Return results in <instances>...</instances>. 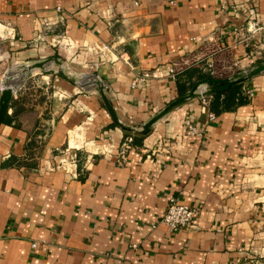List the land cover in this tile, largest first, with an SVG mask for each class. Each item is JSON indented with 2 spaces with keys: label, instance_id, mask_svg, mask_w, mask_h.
Masks as SVG:
<instances>
[{
  "label": "crops",
  "instance_id": "crops-1",
  "mask_svg": "<svg viewBox=\"0 0 264 264\" xmlns=\"http://www.w3.org/2000/svg\"><path fill=\"white\" fill-rule=\"evenodd\" d=\"M174 2L0 0V100L15 91L0 126V264H264V72L243 83L248 104L197 98L135 137L178 83L188 93L264 64V36L234 31L264 21V0ZM46 61L53 74L26 71ZM172 199L199 211L196 226L162 223Z\"/></svg>",
  "mask_w": 264,
  "mask_h": 264
},
{
  "label": "water",
  "instance_id": "water-1",
  "mask_svg": "<svg viewBox=\"0 0 264 264\" xmlns=\"http://www.w3.org/2000/svg\"><path fill=\"white\" fill-rule=\"evenodd\" d=\"M50 61L46 62H41L38 64H35L33 66H30L27 68V72L36 70V69H41L45 71L48 75L53 74L54 72L52 70H47L46 66L49 64ZM60 65V63H59ZM264 72V64H259V66L254 69V70H248V71H243L239 74H237L233 79H217V78H208L201 80L197 82L193 88L183 95L182 97L178 98L176 101L171 103L164 111H162L160 114L152 118L150 122H148L145 126H143L142 130L137 131L139 134H148L150 133L151 128L153 125L158 122L160 119L165 117L167 114H169L171 111H173L175 108L182 106L183 104L197 99V98H207L210 96H214L218 93H224L228 91L229 89L236 87L240 84H243L249 80H251L254 76ZM58 75L64 78H67L66 74L64 73L63 70H60L58 72ZM11 83L7 82V86L2 90L1 92V100H0V126L4 122L8 111L10 109V105L12 102V98L14 96V89L10 85ZM97 85L100 89V93L102 95V99L105 103V106L112 116V118L116 121L117 124L121 125L120 122L118 121L117 115L114 111V108L111 106L106 93H105V88L104 86L97 82ZM202 87H208L207 90H200ZM126 131H132L131 129H125Z\"/></svg>",
  "mask_w": 264,
  "mask_h": 264
},
{
  "label": "built area",
  "instance_id": "built-area-1",
  "mask_svg": "<svg viewBox=\"0 0 264 264\" xmlns=\"http://www.w3.org/2000/svg\"><path fill=\"white\" fill-rule=\"evenodd\" d=\"M169 4L174 5V0H168ZM247 28L245 32H242L238 29H235L236 36L242 42H251L254 37L261 35L264 36V21L259 20L258 18H247L246 20ZM203 88V87H202ZM208 87H204V90H207ZM249 94L252 96L253 91H250ZM214 119V116H210ZM187 132L192 136H201L202 131L195 126L193 123H187ZM132 139H129L128 143H131ZM69 163V164H68ZM75 166L77 160L75 157L67 159L60 165V167L69 172L68 165ZM199 217V211L195 208L180 203L177 200H171L168 210L162 218V223H164L171 232H179L181 230H186L197 225ZM37 244H33V248H36ZM135 247V246H134ZM122 264V263H119Z\"/></svg>",
  "mask_w": 264,
  "mask_h": 264
},
{
  "label": "trees",
  "instance_id": "trees-1",
  "mask_svg": "<svg viewBox=\"0 0 264 264\" xmlns=\"http://www.w3.org/2000/svg\"><path fill=\"white\" fill-rule=\"evenodd\" d=\"M208 78H213V77L211 76V74H206L204 76L199 77L200 80H204V79H208ZM242 87H243V84H240L236 87L229 89L228 91H226L224 93H218V94L214 95L212 105H211L212 110H214V111L219 110V111L223 112V111H227V110L234 109L236 107L248 104L249 99L245 98L243 96ZM186 91H187V87L186 86L182 87L178 83V97L180 98L183 95H185ZM126 132L130 133V131H126ZM146 135L139 134L135 137L142 140V138H144ZM129 138H126V140H129ZM133 142H134V140L132 139L131 144Z\"/></svg>",
  "mask_w": 264,
  "mask_h": 264
}]
</instances>
